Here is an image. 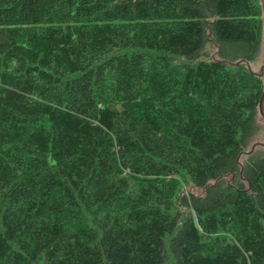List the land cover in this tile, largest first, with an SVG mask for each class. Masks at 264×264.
<instances>
[{
    "label": "trees",
    "instance_id": "1",
    "mask_svg": "<svg viewBox=\"0 0 264 264\" xmlns=\"http://www.w3.org/2000/svg\"><path fill=\"white\" fill-rule=\"evenodd\" d=\"M261 37L259 0H0V264H264Z\"/></svg>",
    "mask_w": 264,
    "mask_h": 264
},
{
    "label": "rangeland",
    "instance_id": "2",
    "mask_svg": "<svg viewBox=\"0 0 264 264\" xmlns=\"http://www.w3.org/2000/svg\"><path fill=\"white\" fill-rule=\"evenodd\" d=\"M259 5L261 8V20H262L261 42L254 61L251 63H245V65L248 64L252 72L256 73L257 75L259 74L264 84V0H259ZM262 112L264 114V101L262 104ZM257 121L259 124L258 132L252 138L246 152H249L253 146L254 148H256L257 146H263L262 144H264V117L260 114L259 109L257 110ZM189 191L195 194H198L200 192V190L193 188L192 186H187L183 189L184 193ZM167 264H170V259H168Z\"/></svg>",
    "mask_w": 264,
    "mask_h": 264
},
{
    "label": "water",
    "instance_id": "3",
    "mask_svg": "<svg viewBox=\"0 0 264 264\" xmlns=\"http://www.w3.org/2000/svg\"><path fill=\"white\" fill-rule=\"evenodd\" d=\"M247 66V68H248V70H250V67L248 66V64L246 65ZM251 71V70H250ZM254 73V72H253ZM254 74H256V73H254ZM257 75V74H256ZM259 75V74H258ZM263 101H264V87H263V90H262V94H261V96H260V100H259V104H258V109H259V111H260V114L264 117V114H263V112H262V104H263ZM263 146H264V144H262ZM254 149V146L251 148V150H253ZM250 150V151H251Z\"/></svg>",
    "mask_w": 264,
    "mask_h": 264
}]
</instances>
